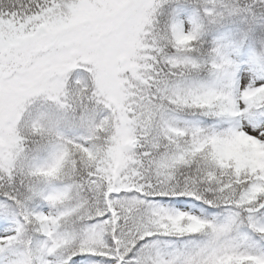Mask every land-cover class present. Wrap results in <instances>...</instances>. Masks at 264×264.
<instances>
[{
	"label": "snow or ice",
	"instance_id": "snow-or-ice-1",
	"mask_svg": "<svg viewBox=\"0 0 264 264\" xmlns=\"http://www.w3.org/2000/svg\"><path fill=\"white\" fill-rule=\"evenodd\" d=\"M0 264H264V0H0Z\"/></svg>",
	"mask_w": 264,
	"mask_h": 264
}]
</instances>
